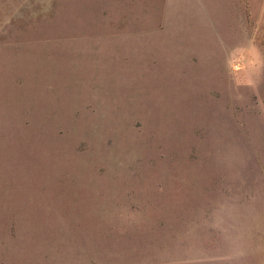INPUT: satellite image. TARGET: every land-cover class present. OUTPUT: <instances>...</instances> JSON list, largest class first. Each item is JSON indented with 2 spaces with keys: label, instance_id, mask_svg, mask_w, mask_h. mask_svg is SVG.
I'll return each mask as SVG.
<instances>
[{
  "label": "rangeland",
  "instance_id": "1",
  "mask_svg": "<svg viewBox=\"0 0 264 264\" xmlns=\"http://www.w3.org/2000/svg\"><path fill=\"white\" fill-rule=\"evenodd\" d=\"M0 264H264V0H0Z\"/></svg>",
  "mask_w": 264,
  "mask_h": 264
}]
</instances>
